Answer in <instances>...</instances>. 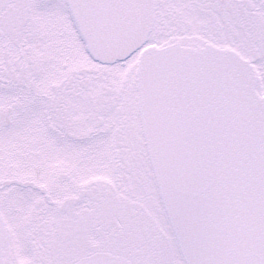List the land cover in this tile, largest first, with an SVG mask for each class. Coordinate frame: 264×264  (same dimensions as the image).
<instances>
[{
  "label": "snow or ice",
  "instance_id": "1",
  "mask_svg": "<svg viewBox=\"0 0 264 264\" xmlns=\"http://www.w3.org/2000/svg\"><path fill=\"white\" fill-rule=\"evenodd\" d=\"M0 264H264V0H0Z\"/></svg>",
  "mask_w": 264,
  "mask_h": 264
}]
</instances>
